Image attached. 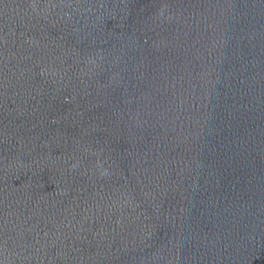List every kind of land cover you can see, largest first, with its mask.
<instances>
[{"label":"water","instance_id":"1","mask_svg":"<svg viewBox=\"0 0 264 264\" xmlns=\"http://www.w3.org/2000/svg\"><path fill=\"white\" fill-rule=\"evenodd\" d=\"M0 264H264V0H0Z\"/></svg>","mask_w":264,"mask_h":264}]
</instances>
